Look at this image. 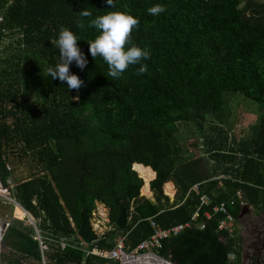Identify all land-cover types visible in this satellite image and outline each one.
Segmentation results:
<instances>
[{
    "label": "trees",
    "instance_id": "16d2710c",
    "mask_svg": "<svg viewBox=\"0 0 264 264\" xmlns=\"http://www.w3.org/2000/svg\"><path fill=\"white\" fill-rule=\"evenodd\" d=\"M241 2L114 0L110 8L106 0H0V187L7 186L9 156L34 163L37 171L14 183L13 190L52 251L43 253L46 264L81 263V252L60 250L55 242L77 238L81 210L92 219L97 203L109 209L117 231L125 209L127 251L150 238L151 223L167 230L198 213L193 227L162 242L160 255L177 264H231L228 255L238 257V239L217 229L223 214L214 208L225 203L234 218L242 200L264 209V0ZM155 4L167 11L149 15L147 9ZM85 9L91 18L79 15ZM109 11L136 16L140 25L132 42L151 52L150 59L130 65L119 79L108 76L102 57L89 53L99 31L88 21ZM82 19L85 27L77 28ZM62 27L78 36L88 61L83 70L75 62L70 65L83 81L79 90H68L47 73L61 59L55 42ZM141 64L148 65V72L137 76ZM29 94L39 99L26 103ZM236 94L253 102L260 114L248 144L237 147L242 154L231 156L224 153L225 133L213 126L227 120L228 100ZM187 123L200 131L211 123L217 134L206 143L210 156L230 163L242 156V162L209 172L203 156L181 155L176 137ZM133 164L155 173L149 183L154 202L140 196L143 181ZM216 173L226 177L221 185ZM169 181L176 186L171 204L162 190ZM203 195L207 204H201ZM35 237L33 228L13 220L3 246L41 264ZM93 247L113 249L103 240ZM93 260L87 257L85 264Z\"/></svg>",
    "mask_w": 264,
    "mask_h": 264
},
{
    "label": "rangeland",
    "instance_id": "374dc122",
    "mask_svg": "<svg viewBox=\"0 0 264 264\" xmlns=\"http://www.w3.org/2000/svg\"><path fill=\"white\" fill-rule=\"evenodd\" d=\"M244 1L246 0H242L241 5L244 4ZM37 99H39L38 95L29 94L25 96L24 101L26 103H30ZM228 107H229V113H225V115L228 116L227 120L224 123L216 124L213 127L217 129H221V131L225 133L227 139H226V148L224 150L225 151L224 153L231 154V156L232 155L236 156L237 154H242L240 152H237L238 150L237 147L240 146L239 149H242L243 146H245V144H248L250 138L252 137L253 132L256 126L258 125V117H259L258 115L260 114V111L259 108L253 102L243 97L241 94H236L235 96L230 97L228 100ZM210 124L211 123L203 124L202 131H200L199 128L197 129V127L193 123L181 124L179 126L176 139L178 143L177 145L181 150V155L187 156L190 154H194L196 156H201V157L203 156L208 161L209 172H211L212 169L217 170L218 165H219V169H225V168L229 169L231 167H235L236 165L238 166V164L242 162L240 161L242 159V156L235 157L236 160L235 163H233L234 161L231 163L227 162L221 157L214 158V156L213 157L210 156L209 149L206 143L209 142L210 140H213L217 134L216 131L210 128ZM9 159L11 160L10 162L11 171H10L9 179H11L13 184L28 179L29 174L31 172L37 171V169L34 167V163H32L28 157L16 158V156H9ZM216 174L214 175V177L218 176ZM140 194L143 195L141 190H140ZM244 202L245 201H243V206L245 208L252 207L251 211L254 214H256V216H258V218L255 219L256 220V222L254 223L255 226H252V233L250 234H248V232L245 231L243 232V227L240 225V223H242V220H238V218L235 219V237L239 236L238 244L243 246L241 250L240 264H249L250 256L257 254L255 247L262 248V250L260 249L259 252L262 251L261 254L262 257L264 258V249H263L264 248V225H263L264 209H258L256 207L250 206V204L245 205L248 203L246 202L244 203ZM98 205L99 204H97L96 210H94L92 217V222L95 226H99L101 225V223L105 224L106 222L109 221L108 211L104 209L102 210L101 207ZM11 212H13L14 217H15V213L17 212L18 219L16 220L22 222L25 227L33 228V226L29 223L27 219L24 220V218H22V216H24V213L19 208L13 209L11 207L2 206L0 204L1 216L4 213L10 216ZM35 225H37V222L35 223ZM243 255H245V259Z\"/></svg>",
    "mask_w": 264,
    "mask_h": 264
},
{
    "label": "clouds",
    "instance_id": "9594fccd",
    "mask_svg": "<svg viewBox=\"0 0 264 264\" xmlns=\"http://www.w3.org/2000/svg\"><path fill=\"white\" fill-rule=\"evenodd\" d=\"M106 3L110 8L115 7L114 0H106ZM166 11V7L162 4H155L147 9L148 14L153 16ZM79 15L82 18H91L92 12L85 9ZM139 25L140 20L125 11H109L88 21L89 28L95 27L99 31V35L89 42V53L94 59L97 56L103 58L109 68L108 76L113 79H119L130 65L140 64L142 60L151 58L149 48H141L132 42V32ZM84 27L83 19L77 22V28ZM77 42L78 36L68 28L62 27L55 42L59 49L60 62L54 68L47 69L48 75L66 83L68 90H79L83 84L80 77L70 71V65L75 62L76 66L83 70L88 63ZM147 72L148 65L141 64L136 75L141 76Z\"/></svg>",
    "mask_w": 264,
    "mask_h": 264
},
{
    "label": "built area",
    "instance_id": "2783aa9c",
    "mask_svg": "<svg viewBox=\"0 0 264 264\" xmlns=\"http://www.w3.org/2000/svg\"><path fill=\"white\" fill-rule=\"evenodd\" d=\"M3 17L0 15V25L2 24ZM6 169L8 171L11 170L10 166L6 164ZM225 178L220 176L217 178L219 181V185H221L220 180ZM226 179V178H225ZM9 180V181H8ZM7 180L6 187H0V204L2 206H8L13 209L19 207L25 212L24 220L27 219L29 223L33 226V229L36 232V237L34 238L40 244V248L42 252H46L49 250L48 246L43 243V239L41 237V232L39 230L38 222L30 216V214L25 211L22 206L17 201L14 195V184L11 179ZM195 191H198V186L194 187ZM236 196L241 199V194L239 192L236 193ZM208 198L203 195L201 197V204H207ZM33 203H35L33 201ZM243 203V202H241ZM229 205H234V200L232 199L229 202ZM214 211L220 212L223 214V218L219 221L217 229L219 231H225L231 238L235 237V219L230 213L229 209H227V204L221 203L217 207L214 208ZM207 219H209L208 214H206ZM198 213L195 214L193 219L190 222L182 225H178L171 229L163 230L155 223H151L152 235L147 240L141 242L135 249L132 251H127L125 248V237H121L114 249L108 252H102L99 255L107 260L115 261L117 264H177L172 261L170 258H166L160 255L159 251L162 249V242L175 237L178 234L182 233L186 229H190L197 222ZM16 220L13 212L8 214H0V253L3 249V240L4 236L9 229L11 222ZM37 222V225L35 223ZM200 229L203 228V225L198 226ZM55 244L59 247L60 250H64L69 247V243L64 239H59L55 242ZM233 254L228 255V260L231 262L233 260Z\"/></svg>",
    "mask_w": 264,
    "mask_h": 264
},
{
    "label": "crops",
    "instance_id": "0c3cea01",
    "mask_svg": "<svg viewBox=\"0 0 264 264\" xmlns=\"http://www.w3.org/2000/svg\"><path fill=\"white\" fill-rule=\"evenodd\" d=\"M136 165H141V164H136ZM141 166H143V165H141ZM145 168H148L149 169V167H145ZM149 170L152 173V177L150 178V180L148 181L147 184L141 178L142 181H143V185H142V187L140 189V190H142V188H144L145 187V184H146L147 185V191L148 192H146L147 193L146 194L145 192L142 191L143 195L140 194V196L141 197H144L146 199H149L151 202H154L153 193L150 191L149 183H150L151 180H153L155 178V173L151 169H149ZM216 175H218L217 178L220 177V176H224L222 174H216ZM165 184L162 186L163 194L168 197L169 204H171L176 199V197H175V194H176V186L171 181H169V182H167ZM166 186L168 187V189H167ZM237 192H239L241 194L240 191H237ZM144 194H146V195H144ZM241 199H242V196H241ZM241 202H243V201H241ZM97 204H99L98 206H100L102 210L104 209V210H107L108 211V218H109V209H107L105 207V205H103L102 203H97ZM241 204H242V207H241V209L239 211V214H238V217L237 218H238V220H242V223H240V225L243 227V232L245 231V232H248V234H250V233H252V226H255V224H254L256 222L255 219L258 218V216H256V214H254L251 211L252 207L251 208H249V207L245 208L243 206V203H241ZM245 205H249V204H245ZM16 214H17V212H16ZM234 219H236V218H234ZM128 223H129V220H127V224ZM127 224H126V226H127ZM263 225H264V222H263ZM95 229H96V232H97L98 237H99L98 242L100 240H103L107 244L112 245L113 246V249H114L115 245L117 244V242L119 241V239L121 237H125V240H126V235L119 228L118 229L120 231H117V229L110 224V221L106 222L105 224H102L101 223V225L95 226ZM237 234H239V233H237ZM59 239L66 240V242L69 243V245H70L69 247L73 248L74 250H78L79 252H81L84 255V257L82 258V261H81L80 264H85V260L87 259V257H92V258L94 257V258L97 259V260H93L92 261L93 264H103L101 261H105V262H107V264H117L115 261L104 259V258H102L99 255L102 252H108L107 250H99L96 247L95 248L93 247V249H91V245H94L95 243L88 245L82 239H80L78 236H77V238H70V239H67V238H59ZM235 239L236 240L239 239V236H237ZM237 244H238V240H237ZM242 248H243V246H241L240 244H238V248H237L238 257L236 256V254L234 252L230 253V254H233V257L234 258H233V260L231 262L228 260L229 263L232 264L233 262L234 263H237L238 262L237 264H240V262H241L240 261V259H241L240 256H241V250H242ZM40 252H41V264H46V257H45V255L50 254L52 251L49 249L46 252H42V250L40 248ZM43 253H45V255ZM261 253H262V251H261ZM245 255H247V254H245ZM245 255H243L244 259H245ZM18 259L20 261L19 264H39L36 260H34V259H24L22 257V254H16L15 251L14 250H11L10 247L3 246L2 252L0 253V264H14L15 260H18ZM255 260H256L255 255L250 256L249 264H253L255 262ZM260 260L262 261V264H264V258L262 256L260 257ZM259 264H261V263H259Z\"/></svg>",
    "mask_w": 264,
    "mask_h": 264
},
{
    "label": "water",
    "instance_id": "95a60500",
    "mask_svg": "<svg viewBox=\"0 0 264 264\" xmlns=\"http://www.w3.org/2000/svg\"><path fill=\"white\" fill-rule=\"evenodd\" d=\"M80 227L77 233V236L82 239L86 244L90 245L98 242L99 237L96 232L95 226L92 223V219L90 217V212L86 209H82L80 212ZM127 224V219L125 216V209H122V214L117 222V227L123 231Z\"/></svg>",
    "mask_w": 264,
    "mask_h": 264
},
{
    "label": "bare ground",
    "instance_id": "6f19581e",
    "mask_svg": "<svg viewBox=\"0 0 264 264\" xmlns=\"http://www.w3.org/2000/svg\"><path fill=\"white\" fill-rule=\"evenodd\" d=\"M134 165V164H133ZM133 169L139 174V176L146 182V184L148 183V181L150 180V178L152 177V173L148 168H145L141 165H134ZM145 184V187L142 189L143 192H148L147 191V185ZM167 187V186H166ZM168 189V187H167ZM170 193V192H169ZM19 208V207H16ZM20 209V208H19ZM21 211H23L22 209H20ZM24 216H22V218L25 217V212L23 211ZM15 217L16 219H18L17 214L15 213Z\"/></svg>",
    "mask_w": 264,
    "mask_h": 264
},
{
    "label": "flooded vegetation",
    "instance_id": "af4514ba",
    "mask_svg": "<svg viewBox=\"0 0 264 264\" xmlns=\"http://www.w3.org/2000/svg\"><path fill=\"white\" fill-rule=\"evenodd\" d=\"M260 249L262 250L261 247H255V250L257 252V254L255 255V257H256L255 263H261L262 264V261L260 260V257L262 256L261 252H259Z\"/></svg>",
    "mask_w": 264,
    "mask_h": 264
}]
</instances>
